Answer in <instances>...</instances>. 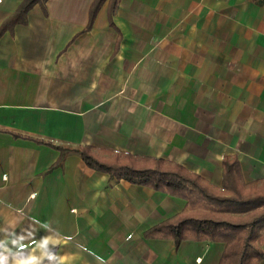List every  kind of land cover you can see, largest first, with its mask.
<instances>
[{
  "label": "crops",
  "instance_id": "crops-1",
  "mask_svg": "<svg viewBox=\"0 0 264 264\" xmlns=\"http://www.w3.org/2000/svg\"><path fill=\"white\" fill-rule=\"evenodd\" d=\"M23 1L0 0V264H220L153 230L186 200L68 150L264 179V0H46L3 28Z\"/></svg>",
  "mask_w": 264,
  "mask_h": 264
},
{
  "label": "trees",
  "instance_id": "trees-1",
  "mask_svg": "<svg viewBox=\"0 0 264 264\" xmlns=\"http://www.w3.org/2000/svg\"><path fill=\"white\" fill-rule=\"evenodd\" d=\"M45 1L24 0L3 28L17 23L35 4ZM102 1L96 0L93 14ZM68 151L79 153L89 167L111 177L186 200L181 213L153 228L160 237L176 245L184 240L224 242L220 264H260L264 259V179L244 182L238 160L225 157L223 184L217 187L175 163L155 160L151 167H145L103 159L90 148Z\"/></svg>",
  "mask_w": 264,
  "mask_h": 264
}]
</instances>
